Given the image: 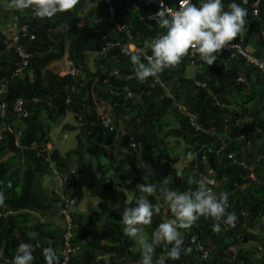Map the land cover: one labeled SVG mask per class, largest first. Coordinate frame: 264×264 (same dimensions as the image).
<instances>
[{
  "label": "trees",
  "instance_id": "16d2710c",
  "mask_svg": "<svg viewBox=\"0 0 264 264\" xmlns=\"http://www.w3.org/2000/svg\"><path fill=\"white\" fill-rule=\"evenodd\" d=\"M6 1L9 4L10 0ZM165 1L174 6L176 0ZM130 2L141 6L142 11L147 10L140 0H111L110 21L101 0H79L70 12L58 13L50 19L34 17L31 9L21 12L9 7L34 37L19 40L30 57L15 72L16 51L10 40L0 34V81L5 84L6 105V116L0 121V189L7 197L5 205L0 207V264H12L22 242L33 246L32 264H45L42 250L47 247L53 248L59 259L64 221L57 206L59 196L42 185L43 176L52 175L42 148L50 142L51 123H59L66 112L73 114L75 124L66 123L63 128L75 131V146L62 154L53 147L48 152L54 166L66 175L62 191L75 196V205L79 190L77 176L83 170V158L78 154L82 144L93 159L115 153L125 157L132 167L134 176L127 183L131 196L126 207L135 206L136 198L146 195L136 189L138 184L152 183L159 189V181L171 175L173 182L166 186L169 190L188 191L195 188L188 178L202 180L206 168L211 167L215 170L216 192L229 193L227 211L235 213V226L221 222V231L216 233L212 230L215 221L200 217L191 229L180 230L184 248H191V252L187 255L182 252L178 260L166 259V264H264V251L256 249L264 244V163L260 164L264 159L256 161L257 155L264 156V80L260 71L241 56L229 59L221 51L210 66L198 54L191 58L194 67L191 76L183 73L190 64L186 56L158 78L138 79L121 45H111L100 52L106 42L124 41L115 23L124 24L138 46L164 31L156 23L139 19L138 13L128 6ZM231 2L222 0L225 10ZM234 2L247 9L245 30L234 41L240 39L243 47H250L252 54L264 61V0H259L256 16L251 14L248 2ZM192 3L199 5L200 0ZM4 5L5 0H0V11L6 13ZM92 18L99 20L91 22ZM88 54H95L93 69L87 65ZM147 55H152L150 49ZM64 58L78 69L76 76L59 75L60 67H51V63ZM141 59L147 63L144 57ZM238 73L246 83L235 82ZM195 81L203 82L204 86L196 85ZM127 91L130 96L126 95ZM16 98L24 101L28 115L17 116L12 111ZM104 102L111 106V129L103 127L101 115L104 114L97 110V104ZM176 103L185 105V112L178 111ZM169 111L176 125L163 130ZM190 116L199 129L189 125ZM168 136L175 137L177 145L182 142L185 146V163L179 170L173 166L175 160L169 158ZM226 136L233 139L227 141ZM222 140L226 144L219 152H205L207 147L215 148ZM33 141L36 148L30 147ZM129 141L139 145L130 147ZM177 145L173 147L176 149ZM188 150L191 154L197 150L194 159L186 155ZM229 152L233 153L235 163L226 157ZM72 160L74 171L70 172ZM138 161L149 164L153 177L141 180V172L135 166ZM21 162L24 169L16 185V177L10 170ZM252 165L254 180L247 176ZM124 179L119 175V181H115L114 176L102 172L86 184L89 195L98 198L97 209L88 215L70 213L75 224L71 241L78 243V249L71 254L68 264H104L105 261L106 264H139L141 249L123 231L124 208L110 205L125 199L124 191L117 188ZM9 181L11 188L7 187ZM147 199L153 205L161 204V212L153 215L151 225L144 226L151 238L158 225L173 216L159 190ZM100 222L103 226L97 225ZM191 237L208 248L206 260L199 259L188 241ZM96 249L102 257L95 255ZM154 254L155 258L165 255L164 245H156Z\"/></svg>",
  "mask_w": 264,
  "mask_h": 264
},
{
  "label": "clouds",
  "instance_id": "9594fccd",
  "mask_svg": "<svg viewBox=\"0 0 264 264\" xmlns=\"http://www.w3.org/2000/svg\"><path fill=\"white\" fill-rule=\"evenodd\" d=\"M78 2L79 0H10L9 7L21 12L31 9L34 17L50 19L58 13L70 12ZM160 9L147 19L156 21L164 31L152 39L147 48L130 46V49H125V54L130 57L134 66L135 76L140 80L158 78L165 69L179 65L190 53L198 54L210 66L216 62L221 50L234 46L232 42L245 30L247 9L234 0L227 5V10L222 0H200L199 5L192 3V0H179L176 9L166 7L161 2ZM149 49L151 56L147 55ZM142 57L147 63L142 62ZM141 166L146 171L144 180H147L152 175L150 167L146 163ZM73 167L74 165L71 166L72 169ZM172 182L170 175L159 181V189L152 183L138 184L136 189L146 195L137 197L135 206L126 207L121 214L124 234L134 239L141 249L139 264H166V259L178 260L182 252L189 254L191 248H184L180 230L191 229L200 217L213 219L215 223L212 230L216 233L221 231V222L229 227L235 226V213L227 211L229 193L213 192L203 180L192 176L188 178V183L195 185V188L188 191L169 190L166 186ZM7 187H12L11 181ZM55 189L51 191L55 193ZM158 190L162 193L163 201L170 209L173 219L160 223L150 238L144 226L151 225L153 215L161 212V204L153 205L147 196ZM6 199L4 190L0 189V207L5 205ZM159 244L164 245L166 254L155 258V247ZM33 251L31 244L20 243L12 264H32ZM42 255L45 264H58V256L53 248H44Z\"/></svg>",
  "mask_w": 264,
  "mask_h": 264
},
{
  "label": "built area",
  "instance_id": "2783aa9c",
  "mask_svg": "<svg viewBox=\"0 0 264 264\" xmlns=\"http://www.w3.org/2000/svg\"><path fill=\"white\" fill-rule=\"evenodd\" d=\"M106 8V13H107V18L111 21L112 20V15H113V7L111 4V0H101ZM143 6L147 7V10L142 11L141 6H139L135 2H130L128 4L131 9L138 13V18L139 19H147L150 15H154L156 12L160 11V3L162 2L166 7H171V8H178V2L179 0L175 1V5L171 6L167 1L165 0H140ZM5 0V11H0V34H3L10 40L11 46L16 51V58L17 60L15 61V72H19L23 66H25L26 61L30 57V53L24 50L20 43L19 40L23 38L27 39H33L34 35L32 33H29L27 30V25L25 22H19L17 15L12 13L9 10V4H6ZM249 3L250 9H251V14L253 16L257 15V10H258V3L259 0H242V3ZM143 12V13H142ZM7 14V16H6ZM99 19L94 18V22H97ZM152 23H156L154 20H149ZM115 29L118 32H121L124 35V41L120 43L118 40L112 41V42H106L103 47L100 49V52H104L109 46L111 45H121L122 48L125 49H130V46H135L136 48H143L144 45L148 44L153 38H149L143 42L142 46L136 45L132 38L130 37L129 29L124 25V24H118L115 23ZM234 46H228L222 49L221 51L225 52L228 56L229 59L234 58L235 56H241L247 63L252 64L255 66L259 71L260 74L262 75V78L264 80V61L260 58L255 57L252 52L250 47H243L241 44L240 39L237 41L232 42ZM263 55H264V50H263ZM149 56V55H148ZM195 55H192L191 53L187 56L188 59H190V64H192L191 58H193ZM63 63V70H59L58 74L63 75V74H69L71 76H76L77 73H79L78 69L76 67H73L67 59L62 60ZM113 73H116V70L113 71ZM235 82H244L246 83L243 75L241 73H238L235 77ZM196 85L199 86H204L203 82L195 81ZM5 89V84L3 81H0V121L2 122L6 116V105L5 101L3 100V93ZM166 89V88H165ZM164 89V90H165ZM129 96L130 94H127ZM32 100H35L32 98ZM175 107L178 111L180 112H185V105L176 103ZM12 111L17 115V116H26L28 115V111L25 108L24 101L21 98H16L12 104ZM102 125L103 127H108L109 129L112 128V126L109 124V120H107L105 117L101 118ZM189 125L194 126L195 128L199 127L194 124V119L190 116L189 119ZM7 131H11L10 127H6ZM227 141H231L233 138L231 136H226ZM225 141L222 140L215 148L214 147H207L205 149V152L210 153H217L219 152L224 146H225ZM128 145L130 147H136L139 145V142L135 141H129ZM30 147L36 148L37 145L33 141L30 144ZM45 150V163L47 164V168L50 170L51 174L57 179V188L55 189V193L59 196V199L57 201V206L59 208V212L63 217L64 221V231L62 232V238H61V244H60V249H59V259H58V264H68L70 260L71 254H74L76 250L78 249V243H73L71 241V238L75 234V225L72 224V217L70 215L71 212H73L72 208L75 206L76 203V198L75 196H71L69 193H64L62 191V186L63 183L66 180V175L62 174L59 172V170L54 166V161L51 159V156L48 152L49 146L45 144V147L42 148ZM196 152H193L191 154V151H187L186 155L194 159L196 157ZM226 157L233 163L236 162V159L233 156L232 152H229L226 154ZM201 158H204V153L201 155ZM264 159L263 154L257 155L256 156V161L257 162H262ZM264 162L260 163L263 164ZM241 165L244 166L242 162H240ZM252 166H250L249 171H248V178L250 180H254L255 176L254 173L252 172ZM70 172H73V169L70 170ZM202 180L205 182V184L208 185L212 189L213 192H216V187H217V180L215 176V170L211 167L206 168V173L203 175ZM209 181H214V183H209ZM217 193V192H216ZM12 211L10 210H5V213H10ZM189 243L193 245V249L198 252L199 254V259L201 260H206L208 258V248L201 244L200 242H197L194 240L193 237L189 238ZM257 250L259 251H264V244L262 246H257Z\"/></svg>",
  "mask_w": 264,
  "mask_h": 264
},
{
  "label": "rangeland",
  "instance_id": "374dc122",
  "mask_svg": "<svg viewBox=\"0 0 264 264\" xmlns=\"http://www.w3.org/2000/svg\"><path fill=\"white\" fill-rule=\"evenodd\" d=\"M91 22H94V18L91 19ZM94 55L95 54H88L87 65L90 69H93V65L95 61ZM50 65L52 68L53 66L60 67L59 69L63 70L62 60L54 61ZM192 67L193 66L191 64L186 65L183 71L184 75L191 76L193 74ZM126 93L130 94V92H126ZM97 110L98 112H102L104 114L101 115V117L105 116V118L109 120V122L112 120V111H111V106L109 104L105 102L98 103ZM164 120H165V124L162 127L163 130L176 125V122L174 121L171 111L168 112ZM66 123L75 124L73 114L70 112H66V114L62 118H60L59 123H55V122L51 123L50 125L51 127L48 133L51 147L55 148L60 154L64 153L65 151L75 146V138H74L75 131H71L67 129L64 130L63 125ZM81 139L83 140L84 138L82 137ZM175 140H176L175 137L168 136L166 138V144H167L169 158H173L175 160L173 166L179 170L184 166L185 163V157L183 156L185 146H183L182 142H179V145H177L175 143ZM174 145L175 146L177 145L176 149L175 147H173ZM47 146L50 145L47 144ZM171 147L173 148L170 150ZM78 154L83 158V170L77 176L79 177V190L77 193L78 194L77 204L72 208L74 214L88 215L92 210L97 209L98 198L89 195L86 188V184L90 182L91 179H94L95 177L99 176L102 172H104L106 175L114 176L115 181H119V175L125 178L121 186L117 185V188L122 189L124 191L125 201L115 200L113 201V203L112 202L110 203L112 207L116 206L125 209L127 202L129 201V198L131 196V192H130L131 190L126 182L132 180L134 176V171L132 167L127 163L125 157L113 153L107 158L99 157V159L96 160L89 156L90 153L86 148V146L83 144L79 147ZM144 163H146L149 166V164L145 161H138L135 165L137 170L141 172V180L144 179L146 176V171L141 166ZM74 164L75 162L72 160L71 166ZM23 168L24 165L21 162L20 164H17L15 167H13L10 170V173L16 177L17 180L16 185L19 183L20 173L22 172ZM150 171L152 173L151 176L153 177L154 172H152L151 168ZM42 185L47 191H50L51 189H55L58 186L57 181L51 175L48 174L43 176ZM54 220H56V218H54ZM165 220H169V219L165 218ZM97 225L103 226V223L100 222ZM86 239H89V237H87ZM249 246L251 245L249 244ZM136 247L140 248L137 242H136ZM234 248L235 245L231 246L232 251L234 250ZM99 254L100 252L96 249L95 255L98 257H102V255ZM105 258L106 257H104V259ZM104 264H106V261L104 262Z\"/></svg>",
  "mask_w": 264,
  "mask_h": 264
},
{
  "label": "crops",
  "instance_id": "0c3cea01",
  "mask_svg": "<svg viewBox=\"0 0 264 264\" xmlns=\"http://www.w3.org/2000/svg\"><path fill=\"white\" fill-rule=\"evenodd\" d=\"M192 73H194V67H192ZM48 144L51 146V143L50 142H48ZM24 169V168H23ZM20 175H21V173H20ZM51 190H53V189H51ZM50 190V191H51Z\"/></svg>",
  "mask_w": 264,
  "mask_h": 264
}]
</instances>
